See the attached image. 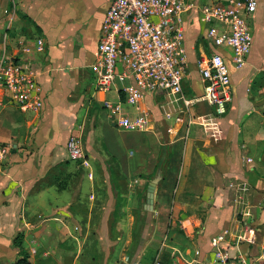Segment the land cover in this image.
Instances as JSON below:
<instances>
[{"label":"crops","instance_id":"0c3cea01","mask_svg":"<svg viewBox=\"0 0 264 264\" xmlns=\"http://www.w3.org/2000/svg\"><path fill=\"white\" fill-rule=\"evenodd\" d=\"M111 1L0 0V55L31 65L42 100L23 110L0 90V142L10 146L0 173V264H13L23 252L37 264L50 247L54 264H120L128 251L144 264L149 249L161 264H211V239L219 236V247L232 256H258L264 248V0L246 17L252 46L241 68L228 47L205 38L212 24L195 7L182 13L183 94H202L196 59L218 51L231 77L227 111L216 116L204 100L187 109L178 95L153 93L139 103L151 113L153 128L146 131L117 128L102 105L123 99L122 82L106 93L95 90L90 64ZM104 132L112 136L103 141ZM70 135L81 158L68 155ZM157 170L161 179L146 210Z\"/></svg>","mask_w":264,"mask_h":264},{"label":"built area","instance_id":"2783aa9c","mask_svg":"<svg viewBox=\"0 0 264 264\" xmlns=\"http://www.w3.org/2000/svg\"><path fill=\"white\" fill-rule=\"evenodd\" d=\"M199 1L201 3L112 0L106 8L99 26L96 57L90 68L97 92H109L116 81L122 82L117 91H121L123 99L102 100L117 128L126 131L153 128L151 113L139 104L153 93L178 95L187 109L194 101L204 100L216 116L226 113L231 97V77L224 55L218 51L196 59L198 72L205 81L202 94L195 98L183 94L187 56L183 48L182 13L195 7L200 20L212 24L205 38L214 47H228L235 68H241L252 46V33L246 17L255 12L258 0H235L227 4ZM37 45L38 50L43 49L42 39L37 40ZM118 66L121 67L119 71ZM0 90L23 110L37 109L42 105L41 88L31 65L4 52L0 55ZM125 106L135 112L126 110ZM65 147L71 159L82 157V148L74 136L67 137ZM9 151L10 146L0 142V173ZM172 217L171 210L169 220ZM221 239V236L211 239L214 248L211 264H264V248L254 258L232 256L219 247ZM123 261L124 264H139L136 258L127 255Z\"/></svg>","mask_w":264,"mask_h":264},{"label":"rangeland","instance_id":"374dc122","mask_svg":"<svg viewBox=\"0 0 264 264\" xmlns=\"http://www.w3.org/2000/svg\"><path fill=\"white\" fill-rule=\"evenodd\" d=\"M158 94V93H157ZM112 136V134L111 133H100L99 134V137L101 138V140H107V139H109L110 137ZM36 249H38V250H41L42 249V247H36ZM43 249H46L45 247H43ZM49 250V253L50 254H48V256H46L45 257V259L43 260V261H36L37 262V264H54V252H50V250L51 251H54V247H50V249H48ZM33 252V251H32ZM39 253H41V252H39ZM125 252H123L120 256H119V259H118V262L120 263V264H122V261H123V258L127 255V256H131V252L130 251H128V252H126L127 254L125 255L124 254ZM34 254H36V253H34ZM154 261H157L158 262V264H161L160 263V261H159V258H158V252L156 253V256H155V258L153 259V262H152V264L154 263Z\"/></svg>","mask_w":264,"mask_h":264},{"label":"water","instance_id":"95a60500","mask_svg":"<svg viewBox=\"0 0 264 264\" xmlns=\"http://www.w3.org/2000/svg\"><path fill=\"white\" fill-rule=\"evenodd\" d=\"M161 179L160 170H157L155 176L149 181L146 189V205L144 208L146 210H152V203L154 200V195L156 191V186Z\"/></svg>","mask_w":264,"mask_h":264},{"label":"trees","instance_id":"16d2710c","mask_svg":"<svg viewBox=\"0 0 264 264\" xmlns=\"http://www.w3.org/2000/svg\"><path fill=\"white\" fill-rule=\"evenodd\" d=\"M160 166H161V165H158V167H160ZM17 242H18V243H16V245L19 246V241H17ZM156 253H157L156 250L149 249V250H148V253H147V255H146V257H145L144 260H143V261L146 260V262H144V264H152L153 259H154L155 256H156ZM163 255H164V254H163ZM131 256H132V255H131ZM164 256H165V255H164ZM165 257L167 258V255H166ZM161 259H163L162 256H161ZM161 262H162V260H161ZM13 264H31V262H30V260H29V255H28V253L23 252L21 258L18 259V260H16ZM139 264H141L140 261H139Z\"/></svg>","mask_w":264,"mask_h":264}]
</instances>
